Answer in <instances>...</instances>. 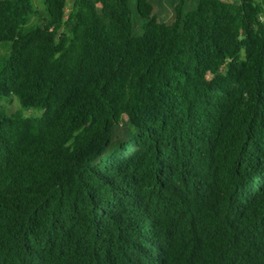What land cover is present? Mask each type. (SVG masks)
Here are the masks:
<instances>
[{"label":"trees","instance_id":"16d2710c","mask_svg":"<svg viewBox=\"0 0 264 264\" xmlns=\"http://www.w3.org/2000/svg\"><path fill=\"white\" fill-rule=\"evenodd\" d=\"M42 1L0 0V264H264V0Z\"/></svg>","mask_w":264,"mask_h":264},{"label":"rangeland","instance_id":"374dc122","mask_svg":"<svg viewBox=\"0 0 264 264\" xmlns=\"http://www.w3.org/2000/svg\"><path fill=\"white\" fill-rule=\"evenodd\" d=\"M169 1L170 0H154V5L157 7V9H161L163 12H169ZM227 2H233V0H223ZM34 8L39 11L43 12L44 11V6H43V1L42 0H32ZM71 4V0L67 1V7H69ZM68 9L65 11V17L67 16ZM5 51L0 50V55L4 54ZM3 106L6 109V112L8 114L21 111L20 105L17 102L15 98H12L9 102H3ZM22 113L27 116V117H35L40 115V111L36 110H28V111H22Z\"/></svg>","mask_w":264,"mask_h":264}]
</instances>
